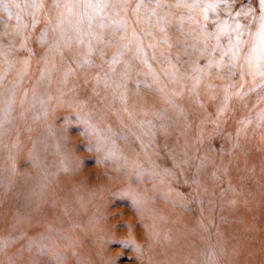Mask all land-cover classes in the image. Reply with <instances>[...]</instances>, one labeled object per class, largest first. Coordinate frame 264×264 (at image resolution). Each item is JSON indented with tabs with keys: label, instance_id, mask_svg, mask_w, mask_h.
Masks as SVG:
<instances>
[{
	"label": "rangeland",
	"instance_id": "1",
	"mask_svg": "<svg viewBox=\"0 0 264 264\" xmlns=\"http://www.w3.org/2000/svg\"><path fill=\"white\" fill-rule=\"evenodd\" d=\"M0 264H264L262 0H0Z\"/></svg>",
	"mask_w": 264,
	"mask_h": 264
},
{
	"label": "snow or ice",
	"instance_id": "2",
	"mask_svg": "<svg viewBox=\"0 0 264 264\" xmlns=\"http://www.w3.org/2000/svg\"><path fill=\"white\" fill-rule=\"evenodd\" d=\"M262 3H264V0H262Z\"/></svg>",
	"mask_w": 264,
	"mask_h": 264
},
{
	"label": "bare ground",
	"instance_id": "3",
	"mask_svg": "<svg viewBox=\"0 0 264 264\" xmlns=\"http://www.w3.org/2000/svg\"><path fill=\"white\" fill-rule=\"evenodd\" d=\"M156 17H157V16H156ZM20 200H21V199H20ZM20 200H19V201H20ZM19 201H18V203H19Z\"/></svg>",
	"mask_w": 264,
	"mask_h": 264
}]
</instances>
